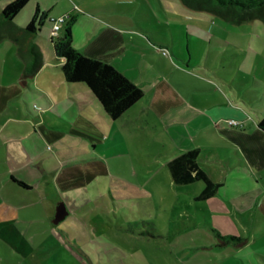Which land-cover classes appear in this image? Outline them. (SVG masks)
Wrapping results in <instances>:
<instances>
[{
  "label": "crops",
  "instance_id": "crops-1",
  "mask_svg": "<svg viewBox=\"0 0 264 264\" xmlns=\"http://www.w3.org/2000/svg\"><path fill=\"white\" fill-rule=\"evenodd\" d=\"M12 1L0 0V17ZM61 2L56 1V4ZM110 2L75 0L74 6L64 8L59 15L51 16L48 11H44L43 3L35 0L27 12L22 10L16 16L12 25L4 24L0 19V25L5 30L11 26L23 29L32 20L36 8L40 7L47 14L51 25L50 31L41 30L36 39L43 55V67L36 75L28 78L24 76L27 57L19 55L16 43L10 38L0 41V224L10 222L4 231L6 238L0 234V241L23 258L24 261L19 264H24L41 249L46 252L45 257L49 262L57 257L59 249L69 252L76 248L77 254L86 257L84 246L72 244V241H76L72 234L76 224L72 220H77L72 215L73 206L66 194L70 186H66L67 190L64 191L54 184L40 164L42 151L27 155L21 148L20 140L31 130L43 129L45 133L41 134L44 140L52 139L48 129L53 126L100 142L108 141V135H116L122 130L135 134L160 129L163 137L167 136L171 141L165 142L154 136L153 139L159 142L153 151L159 152L151 155L163 156L170 174V184L177 187L193 184L176 185L169 163L184 152L198 149L199 167L211 180L220 184L217 193L207 200H218L223 204V212L233 211V217L245 211L254 213L249 221L252 227L249 229V238L254 236L253 242L239 248L214 249L213 255L222 259L216 264H264V235L260 232L261 236H256L254 231L256 216L260 215L264 219V132L258 126L251 134L249 130L255 122L250 124L244 109L235 105L229 93L211 79L200 77L199 80L203 81L193 83L191 77H174L173 69L183 74L184 71L173 62H184L189 66L201 62L196 56L203 49V41L212 36L211 33L203 32L196 21L187 26H177L181 31L180 39L185 51L172 48L175 59L171 61L155 49L138 46L136 24L132 19L119 15L126 11L124 2ZM49 7V4L45 6L46 9ZM65 14L76 18L73 44L80 52L111 64L143 90V98L119 119L112 120L107 115L87 85L65 81L63 59L55 53L51 33V18ZM211 24L216 25L215 20ZM140 28L149 35L156 33L146 26ZM176 37L174 33V41ZM153 42L159 46L169 45L168 38H157ZM231 119L238 121L239 125L231 126L228 123ZM185 120L198 126L193 139L195 146H183L177 139L169 137L168 127ZM18 181L28 187L21 186ZM204 188L205 184L202 183L195 199ZM78 199L84 202L83 197ZM61 204L65 206L67 215L55 224L57 208ZM40 221L52 224L46 242L56 241L57 246H47L46 243L36 245V238L29 236L34 229L32 226ZM212 221L214 225L211 223V229L228 235ZM234 223L237 227L238 223ZM18 233L32 247L26 255L15 250L9 243L20 242ZM125 233L151 238L138 232ZM201 243L196 249L208 247L206 242ZM211 245L215 247L217 242ZM25 248L27 251L28 247Z\"/></svg>",
  "mask_w": 264,
  "mask_h": 264
},
{
  "label": "rangeland",
  "instance_id": "rangeland-1",
  "mask_svg": "<svg viewBox=\"0 0 264 264\" xmlns=\"http://www.w3.org/2000/svg\"><path fill=\"white\" fill-rule=\"evenodd\" d=\"M38 1L43 3L44 11L53 16L74 6L75 0ZM56 1L62 2L56 4ZM115 1L116 4L124 2L126 11L119 15L132 19L136 24L138 46L155 49L171 61L175 59L172 48L185 51L177 26H187L196 21L203 32L211 33L196 56L201 62L197 61L194 66L173 62L184 71L183 74L173 69L174 77H191L193 83L203 81L199 80L200 77L211 79L229 93L235 105L244 109L250 124L255 122L249 132L252 134L258 129L259 120L264 118L263 22L255 20L235 24L208 12L193 10L182 0ZM34 4L35 0H31L23 11L27 12ZM47 4L50 5L48 9L45 8ZM212 20L216 25L211 24ZM140 26L156 33L146 34ZM50 28V22L46 20L42 30L47 32ZM174 33L178 36L175 41ZM157 38H168L169 45H157L153 42ZM168 129L169 137L177 139L183 146H195L193 139L198 126L191 121H180ZM41 132L43 129L26 134L20 140L21 148L27 155L42 151L40 164L54 184L64 191L66 186L71 187L66 194L73 206L72 215L77 220H72L76 224L72 231L76 241L72 244L84 246L86 257L77 254L76 248L69 252L59 249L57 257L49 262L46 252L41 249L24 264H216L222 259L213 255L214 249L239 247H210L219 241L211 229V223L214 225L212 220L224 234L248 238L247 243L253 242L254 236L249 238V229H252L249 221L254 213L245 211L233 217V211L223 212V204L214 198L196 200L194 197L203 182L181 187L170 184L163 156L151 155L159 152L153 151L159 142L153 139L154 136L165 142L171 141L167 136L163 137L160 129L135 134L122 130L116 135H108V141L100 142L53 126L48 129L52 139L44 140ZM254 142L257 143V139ZM79 197H83L84 202ZM256 219V236H261L260 232L264 235V219L260 215ZM234 222L238 223L237 227ZM32 227L34 229L29 236L36 238V245H58L53 240L46 242L52 224L40 221ZM124 231L138 232L151 238ZM201 242H206L208 247L196 249ZM22 261L20 255L0 241L1 264H19Z\"/></svg>",
  "mask_w": 264,
  "mask_h": 264
},
{
  "label": "trees",
  "instance_id": "trees-1",
  "mask_svg": "<svg viewBox=\"0 0 264 264\" xmlns=\"http://www.w3.org/2000/svg\"><path fill=\"white\" fill-rule=\"evenodd\" d=\"M31 0H14L9 3L1 13V21L5 24H13L16 16L30 3ZM183 3L198 11L213 13L225 20L242 24L259 20L264 23V0H182ZM48 19L47 14L37 7L29 24L21 29L12 27L5 30L0 25V41L8 37L13 40L21 57H27V64L24 70L26 78L36 75L43 67V55L36 43L37 36L42 26ZM76 18L70 15L69 20L63 25L60 35L52 39L55 53L63 59L62 71L65 81L68 83H83L93 92L104 111L112 120H117L134 106L144 96L143 90L134 82L128 79L123 73L109 63L98 59L90 58L80 52L73 44V25ZM1 24V22H0ZM259 128L264 132V118L258 122ZM199 150L192 149L169 163V170L176 185H187L197 181L205 184L204 190L197 200H207L213 197L220 184L214 182L198 164ZM23 187L25 183L18 181ZM10 222L0 224V234ZM218 238L217 246L243 247L247 244V238H240L232 235H223L218 230L212 229ZM20 234V242L10 241L11 246L22 254H28L32 247L29 242ZM6 238V237H5ZM28 247L27 251L26 248ZM25 249V250H24Z\"/></svg>",
  "mask_w": 264,
  "mask_h": 264
},
{
  "label": "built area",
  "instance_id": "built-area-1",
  "mask_svg": "<svg viewBox=\"0 0 264 264\" xmlns=\"http://www.w3.org/2000/svg\"><path fill=\"white\" fill-rule=\"evenodd\" d=\"M69 18H70L69 14H65V15H62V16L51 18L52 39H55V38H57L60 35L63 25L69 20ZM159 50H161V49H159ZM163 52H164V55L167 56V52L166 51H163ZM228 123L231 126H238L239 125V122L236 121V120H233V119L228 120Z\"/></svg>",
  "mask_w": 264,
  "mask_h": 264
},
{
  "label": "water",
  "instance_id": "water-1",
  "mask_svg": "<svg viewBox=\"0 0 264 264\" xmlns=\"http://www.w3.org/2000/svg\"><path fill=\"white\" fill-rule=\"evenodd\" d=\"M66 215H67V210H66L65 206L63 204H61L57 208V213H56V218L54 220V223L58 224L63 218H65Z\"/></svg>",
  "mask_w": 264,
  "mask_h": 264
}]
</instances>
